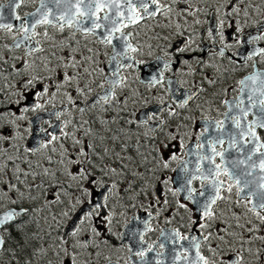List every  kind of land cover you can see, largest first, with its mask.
<instances>
[{
	"label": "snow or ice",
	"instance_id": "obj_1",
	"mask_svg": "<svg viewBox=\"0 0 264 264\" xmlns=\"http://www.w3.org/2000/svg\"><path fill=\"white\" fill-rule=\"evenodd\" d=\"M29 3H38V7L34 12L20 15L18 10ZM179 3L185 5L179 9V13L192 17L193 22L199 25L201 21L197 14L204 10L193 7L196 0H171V3H162V0H7L6 4H0V33L10 36L13 41L11 45L5 44L3 47L8 51L25 50L23 58H12L19 59L20 65H11L8 75L0 69V77L5 81L9 76L16 81L15 84L5 83L0 88V209H3L0 210V232L7 233V236L0 235V252H9L6 246L14 241L12 264H16L17 250L23 264H33V258L47 255L49 248L54 251L59 264H81L79 257L82 251L88 253L83 264H93L91 257L99 255L96 250L101 243H107L94 221L101 220L106 229L111 225L115 209L109 204V199L117 188L113 178L122 175L123 169L127 168L126 163L117 166L108 163L110 156L120 161L125 159L111 148V143L118 137L115 134L110 137L101 135L102 129L94 131L91 126H87V120L77 125L67 119L62 125L55 126L59 128L58 135L49 133L46 141H41L34 148L23 149L13 143L23 139L18 121L24 120L29 111L34 112L42 109L46 103H52L58 95L77 108L78 114L85 112L87 108H78L76 97L92 92L88 83L81 86V79L85 76L94 77L96 72L104 76L103 82L98 85L104 92L88 107L110 104L115 98L116 88L127 86L126 80L120 75L121 70L132 69L135 64L142 63L129 55L139 49L130 43L131 33H126L125 29L143 20L155 19L158 15L167 19L170 13L176 11L172 5ZM244 3L245 0H225L217 5L216 23H210L205 29L214 46L211 49L214 55L223 58L226 50L235 45L243 47L264 41V26L259 28L258 34L249 33L245 39L240 35L243 28L236 21L231 34L232 43L228 42L224 31L225 22L234 15L248 17L247 9L241 7ZM5 7L8 9L7 14L3 11ZM13 21L20 23L17 26ZM228 26L233 27V23L229 21ZM165 27H171V24ZM175 27L181 29L179 23ZM38 28L43 29L44 41L51 42V54L28 60L35 53L46 51L39 47L41 41L37 37L41 33L37 31ZM49 29L58 33L69 29L73 40L77 34L95 36L101 45L110 47L112 54L106 66H110V75L105 72V68L94 67V57L99 53H93V49L88 48L90 55L78 58L77 48L49 35ZM178 35H183V31H179ZM76 43L79 44V41ZM192 43L190 38L186 39L174 52L166 51L165 56L182 60L188 72L194 75L203 62L194 57L197 64L193 67L189 60L181 56L190 50ZM65 48L67 52L59 55L58 52ZM236 55L243 57L245 65L252 61L253 71L238 81L240 95L231 103L224 101L228 107L224 120L206 121V127L198 137L194 167L190 169L187 163L182 164L180 171L183 175L177 181L178 187L167 189L173 197L182 196V199L175 201L176 211L179 214L182 209L188 213L182 227H186L190 233L185 235L176 229L165 237L166 241L179 245V248L172 249V264H245L244 252L254 257L255 264H264V246L251 247L255 240L264 245V235H257L264 230V136L261 135L264 132V71L255 67L257 58L260 63H264V47H253L246 54ZM229 59L232 60V57ZM7 63L4 56L0 55V64ZM86 63L89 66L85 67ZM164 68H170V64L165 62ZM204 79L209 84L216 83L208 76ZM92 82L95 83V80ZM150 83L155 86L162 84L163 80L152 76ZM199 91L203 92L204 89L200 88ZM195 95L197 93H190L179 107L185 108ZM13 105L19 109V114L13 111ZM65 112H69V109L63 108L51 115L60 120ZM168 115L171 117L176 113L169 110ZM151 119V116H146L139 123L146 125ZM225 121L230 123L231 128H225ZM106 123L108 121H101L102 125ZM163 124L164 121L159 119V126ZM209 128L218 134L208 138L206 133ZM4 129H8L7 134ZM157 130V126H152L145 135L155 136ZM169 136L170 140L161 141L156 148L160 153L158 164L163 168L169 167L170 160L178 159L177 153L173 151L176 145L171 142L178 137L172 133ZM226 140L227 148L224 147ZM10 149L15 151L10 152ZM165 149L170 153L167 159L164 157ZM188 151L191 152V149ZM37 154L43 156V162L34 163L28 158ZM127 159L131 161L132 157ZM194 182H198V186H194ZM167 183L164 181L165 185ZM144 194L157 195L155 192L148 193L146 189ZM5 201L12 205L31 202L33 208L7 207ZM160 202L157 195V203ZM163 203L168 205L167 200ZM53 206L57 210L51 216L49 231L42 235L40 229L28 227L27 217L33 210L52 211ZM237 207L243 208V214L235 211ZM242 215L244 223L240 222ZM33 223L38 222L33 219ZM10 225L15 227L16 236L9 230ZM60 229H63L62 233ZM150 230V225L145 223V232ZM138 235L141 247L137 251L129 247L128 251L142 264H161L159 259L155 262L148 259V253L153 251L154 245L145 247L143 234ZM48 241L52 243L48 244ZM185 241L186 244L183 243ZM245 245L249 247L245 248ZM159 247L164 248L165 244L161 243ZM157 256H163V253L159 252Z\"/></svg>",
	"mask_w": 264,
	"mask_h": 264
},
{
	"label": "flooded vegetation",
	"instance_id": "obj_2",
	"mask_svg": "<svg viewBox=\"0 0 264 264\" xmlns=\"http://www.w3.org/2000/svg\"><path fill=\"white\" fill-rule=\"evenodd\" d=\"M224 2L225 0H196L193 7H199L204 10L197 14L201 23L199 25L195 24L193 18L187 19V22L180 21L182 25L179 31H183V35H178L179 31H173V26L170 28L165 27L166 24L170 23V20L168 18L166 19L163 15H158L155 19L143 20L140 24L125 29L126 33H131L129 38L130 43L139 49L138 52L129 53V55L134 57L135 61H141L142 63L135 64L132 69L121 70L120 75L126 80L127 86L116 88L115 98L109 104L119 111L117 114L119 123L116 124V126H120V128H117L115 125L112 126V124L111 129H106L107 126L101 123L100 126H104L103 128H99L94 123L88 124L94 131L102 129L101 135L110 137L115 134L118 139L114 143L110 142L112 145L111 148L115 152L121 151V155L126 146L131 150L132 145H135V152L139 151L140 153L136 155V159L131 162L130 165L132 169L140 167L142 171L143 169L152 171V168L155 167L156 169L158 167L157 157L160 156V153L156 151L155 145H157L158 142L170 140L169 133L175 134L177 137H187L188 144L181 149V153L178 154L179 161L176 163L177 166L174 175L170 178V184L173 189L177 188L174 178L178 176V181L183 175L180 171L181 165L189 163L190 167H188L192 169L196 163L197 158L194 153L197 151L196 145L198 143V137H200V133L206 127V121L224 120V113L228 111V107L224 104V101L227 100L231 103L234 98L240 95L238 81L244 79L253 71L252 61H248L247 65H245L243 57L237 56L236 54H246L253 47H264V41H258L255 45H245L243 47L235 45L231 49L226 50L223 58L214 55L211 50L214 46L208 39L205 29L210 26V23H216L217 5ZM162 3H171V0H162ZM172 7L176 9L175 13L177 16H181V19L186 18L182 16L183 14L179 13V9L185 7L184 4H173ZM241 7L247 9L249 13L248 17L234 15L225 22L224 31L225 35L228 37L229 43H232L231 34L236 27V21H239V26L243 28V32L240 35L245 39L249 33L253 35L258 34L259 28L264 26V0H245V3L242 4ZM229 21L233 23V27L228 26ZM166 29L172 32L164 35ZM38 30L39 28L37 31ZM66 30L71 31L69 29ZM138 36L141 38L140 40L137 39ZM76 37L91 39L98 43L97 45L99 48L106 49L108 52L107 59L111 56V48L101 45L95 36L85 37L77 34ZM201 37H203V42H201ZM189 38L193 43L190 45L189 51L181 54L182 59L189 60L193 67L197 64V60L193 59L194 57L199 58L203 62L194 75L188 72L182 60L178 61L174 57L170 58L165 56L166 51L174 52L177 47L182 45L184 40ZM37 39L39 38L37 37ZM148 44L150 45L149 47H147ZM39 47L41 46L39 45ZM200 49H204V51ZM20 50L24 49L21 48ZM148 51H150L151 54H145ZM37 53H35L34 56ZM157 57L161 59L158 60ZM229 57H232V60H230ZM233 60L235 63H233ZM165 62L170 64V68H164ZM4 65L5 64H0V68L4 69ZM205 65H214V67H206ZM255 67L264 71V63H260L259 58H257ZM160 73H163L162 77ZM107 74L110 75V66L107 68ZM152 76H156L157 79H162L163 83L153 86L150 83ZM205 76L216 80V83L209 84L208 81L204 79ZM128 86H130L129 95L132 105L125 106L126 102L120 97V92L124 88L127 89ZM200 88H203L204 91L200 92ZM103 92L104 89H101L84 100L76 101L78 108H87V110H89L91 107H88V105H90L98 95L103 94ZM190 93H197V95L188 101L185 108H180L179 104L186 100ZM12 99L15 100V97ZM29 104H31V101H29ZM197 105H201L202 107L198 108ZM63 108H68L69 111L77 109L67 103L56 102L54 105L52 103H46L42 109L26 113L24 120L18 121L20 124L19 131L22 133L23 139L13 141V143L18 144L21 149L25 147L34 148L41 141L49 139V133L55 132V134L58 135L59 128L55 126L62 125L65 120L71 119L73 124L77 125L82 122L81 113L78 114V110L71 118L67 117V112L61 116L60 120H56L51 115V113L60 111ZM169 110L174 111L176 115L170 117L168 115ZM13 111L19 114V109L14 105ZM146 116L152 117L149 123L146 125L139 123L142 122ZM158 118L164 121L162 127L159 126ZM92 119L93 118L90 120ZM251 119L252 117L249 116V120ZM128 121H137V123H128ZM152 126H157L158 129L155 136L151 134L145 135ZM177 127H183L180 134H177V132H179V128ZM187 127H189V129H187ZM225 128H231L228 121H225ZM65 130L67 131V129ZM3 131L7 134L8 129H4ZM181 133L183 135H181ZM217 134L218 133L214 129L209 128L206 136L211 138ZM118 135H122V137ZM261 135L264 136V132H262ZM177 140L171 142L174 143ZM138 141L141 142V149H138L140 145ZM66 143L68 142L66 141ZM224 147H228L227 140ZM189 149H191V152L188 151ZM14 151L15 149H10V152ZM28 158L34 163L43 162V156L40 154ZM117 160L118 159L110 156L108 163L115 165ZM217 162H219V158H217ZM21 166L24 167L26 165ZM160 168L163 169V167ZM178 170L179 175L177 174ZM194 186H198V182H194ZM0 187H2V185H0ZM155 193L159 195L160 203H157V195H155V198L147 199L145 203L143 202L144 204L137 203V205L134 206V210L128 213V221L125 223L124 227L120 229L122 230L120 237L113 240L114 246H112L109 251L112 257L106 261V264H142L137 257L132 256V253L128 251L129 247H131L133 251H137L141 245H139V247L130 246L128 242H126V238H124V229L130 223L139 224L148 218H150L148 225H150L151 230L144 234V246L146 247L149 244L154 245L153 251L148 253V259L153 262L159 259L161 264H172V249L174 247L179 248V245H173L170 241H166L165 237L169 232L176 229H179L185 235L190 234L186 227H182V225L186 223L188 213L181 209L179 214H177L175 201L177 199H182V196L167 198L165 196L166 188L162 182H157ZM10 194L18 195L16 193ZM164 200L168 201L167 206L163 203ZM5 204L7 207L18 208L23 206L33 208L31 202H24L22 205H12L5 201ZM109 204L115 207L113 204ZM221 206L227 207L226 205ZM115 210L119 211L118 208H115ZM235 211L243 214L244 210L241 207H237ZM149 213H151V215H149ZM45 217H48L45 211L42 212L41 215H38L36 211L33 210L31 215L27 217L28 227L33 230L40 229L43 235L44 232L50 230L48 224L45 221L43 223ZM33 219L38 223L34 224ZM100 221L101 220L97 219L94 222L98 223ZM240 222L244 223L243 215ZM9 230L12 232L13 236L17 235L14 226L10 225ZM60 231L63 232V229H60ZM53 234H55V232ZM0 235L7 236V233L0 232ZM257 235H264V230L257 233ZM14 243V241H11L6 246L9 252H0V264H12L11 250ZM161 243L165 244L164 248L159 247ZM183 243L186 244L187 242L185 241ZM262 246L264 245H262L259 240H255L251 245L253 249ZM237 247H239V245H237ZM247 247H249V245H245V248ZM117 249H121L122 251ZM159 252H162L163 256L158 257L157 253ZM205 254L208 253L205 252ZM244 258L245 264H255L254 257L250 256L247 252H244ZM37 262L42 264L44 259L35 256L33 258V264H37ZM16 264H23V259H20L19 250H17ZM181 264H183V262H181Z\"/></svg>",
	"mask_w": 264,
	"mask_h": 264
},
{
	"label": "rangeland",
	"instance_id": "obj_3",
	"mask_svg": "<svg viewBox=\"0 0 264 264\" xmlns=\"http://www.w3.org/2000/svg\"><path fill=\"white\" fill-rule=\"evenodd\" d=\"M7 0H0V4H6ZM38 6V3H29L26 4L25 6H23L21 9H19V14L23 15L24 13H30L31 11L35 10ZM184 16V15H182ZM201 17V16H200ZM192 17H186L181 19V16H177L175 11L169 14L168 19L170 20L172 30L173 31H179L176 29L175 25L176 23H179L180 25H182L180 23V21H186L187 19H191ZM170 28V27H169ZM38 32L41 33L40 36H38L39 40L41 41L40 46L43 47L46 51L45 52H38L34 57H29L27 58L28 60H31L33 58L36 57H42L45 55H50L51 54V42H46L43 39L42 36V32L43 29L38 30ZM170 32H172L169 29H166L164 32V35L169 34ZM49 35L54 36L57 40H64L66 44H70L72 47H76L77 48V57L80 58L82 56H88L90 55V53L87 52L88 48L93 49V53H99V55H96L94 58L96 60V64L94 65V67L96 68H105V72L107 73V68L106 67L108 65V52L106 51V49H101L98 47V43L92 41L91 39H84L81 37H76L75 40L71 39V31L65 30L64 33H58L53 29H49ZM59 39H58V38ZM137 39H141L139 36L137 37ZM76 41H79V44L76 43ZM11 43H13L12 39L10 36H7L3 33H0V55H3L4 58L8 61L7 64L4 65V73L5 75H8V72L11 69V65L16 64V65H20V60H14L12 59L13 57H24V52L25 50H20V49H14L12 51H8L7 49H5L3 47V45L7 44V45H11ZM150 45L148 44L147 47H149ZM67 48L61 50L58 52L59 55H63L67 52ZM145 54H151L150 51H148ZM39 62V61H37ZM85 67L89 66L87 63L84 65ZM1 69V68H0ZM93 79L95 80V83H93ZM104 76L102 74H100L99 72H96L94 74V77H87L85 76L84 78L81 79V86H83L85 83H88L91 87H92V92L87 94L86 96H77L76 97V101L79 100H84L89 96L94 95L96 92H98V90H101L100 87H98V85L100 83L103 82ZM12 83L15 84L16 81L12 79L11 76L8 77V80L5 81L2 77H0V88H2L4 86L5 83ZM129 87H127V89H123L120 92V97H122V100L125 101V106L126 105H130L131 101H130V95H129ZM87 91V89H86ZM56 102H64L68 104V101L66 98L62 97V96H57V98L52 101V104L54 105ZM69 105V104H68ZM132 105V104H131ZM104 109H107V111H105ZM70 112V114H69ZM69 112H67V117L71 118L74 116V114L77 112V109H72ZM119 111H117L113 106L108 105H103L102 107L98 106L97 108H90L89 110H87L84 113H81V118L82 121L87 120L89 122V124L94 123L96 126H98L99 128H103L100 126V123L102 120H106L109 122L105 124V126H107L106 129H111L112 126H116V124H118V120H117V114ZM115 114V116H114ZM91 118H93L92 120H90ZM115 118V119H113ZM112 124V126H111ZM88 126V125H87ZM117 128H120V126H116ZM179 128V132H177V134H180L181 129L183 130V127H177ZM187 129H189V127H187ZM181 135H183L181 133ZM121 136L122 135H118ZM129 137V136H127ZM83 138V137H81ZM179 139L174 142L176 147L173 149V151H175L177 153V155L179 153H181V149H183L187 144H188V139L187 137H183L180 136L178 137ZM140 139V138H139ZM146 140V138H145ZM181 141L183 142V147H181ZM68 143H70V141H67ZM138 143L140 144L138 149L142 148L141 142L138 141ZM160 142L157 143V145H155V148L158 147ZM112 146V145H111ZM135 145H132L131 150L128 149V147L126 146L125 149L123 150V154L122 156L125 158L124 161H120L117 160V163L113 166H117L120 165L121 163H126L127 164V168L123 169V174L122 175H118L116 177H114L113 179L116 180L117 182V188L113 190L114 195L110 197L109 199V203L113 204L115 208H118L119 211L115 210V215L112 219V223L111 225L108 226V228L106 229L103 226V222L100 221L98 223H95V225L97 227L100 228L101 231V237L107 241V243H101L100 248L97 249L96 251L99 252L98 256H92L91 260L93 262V264H106V261L108 259L106 258H111L112 255L109 254V251L111 250V247L114 246V239H117L120 237L121 232L125 223L128 221L127 219V215L128 213H130L131 211L134 210V206L137 205V203L140 204H144L145 201L149 198H155V195H145V189L147 190L148 193H153L155 192L156 186H157V182H162L164 184V181H167V185L164 184V187L166 188V193L165 196L167 198H173V196L171 195V193L167 192L168 188H172L170 181H171V177L174 175V171L175 168L177 166V162L179 161V155H178V159L177 160H170L169 161V167L168 168H163L161 169L158 164V167L155 169L152 168V171H148L147 169H142L139 168H134L132 169V166L130 165L131 162H133L136 159V155H139V151L135 152ZM128 149V150H127ZM120 151V150H119ZM121 153V151L119 152ZM131 156L132 160L129 161L127 158ZM170 156V153L168 152V150H164V157L165 159H167ZM159 157H157V159L159 160ZM118 171H121L120 168H118ZM134 173H138V175H134ZM111 181H109L110 183ZM173 189V188H172ZM144 202V203H143ZM37 207H39V205H36ZM56 206H53V210L49 211L47 209H45L44 211L48 214V219H43V223L44 221L49 225V223H51V216L56 212ZM37 212L36 214L41 215L42 212ZM50 217V218H49ZM244 222H245V218H244ZM110 229V231H109ZM62 233V232H61ZM53 236H55V234H53ZM42 243V242H40ZM52 241H48V244H51ZM39 246V244H38ZM119 251H122L121 249H117ZM40 259H44V262H42V264H59L54 251L49 248L48 254L45 256H38ZM88 258V253L86 251H82L79 259L81 261V264H83V261ZM37 264H40V262H37Z\"/></svg>",
	"mask_w": 264,
	"mask_h": 264
},
{
	"label": "water",
	"instance_id": "obj_4",
	"mask_svg": "<svg viewBox=\"0 0 264 264\" xmlns=\"http://www.w3.org/2000/svg\"><path fill=\"white\" fill-rule=\"evenodd\" d=\"M3 11H4L5 14H7L8 9L5 7L3 9ZM13 23L18 26L20 22L19 21H13ZM187 165L189 166V163ZM177 174L179 175V170H178ZM177 177L174 178V181H175V183H176V185L178 187ZM149 221H150V218L144 220V222L139 223V224L130 223L124 229V238H126V242H128V244L130 246H132V247H139L140 243H139V235L138 234H143V237H144V234H145V223L148 224Z\"/></svg>",
	"mask_w": 264,
	"mask_h": 264
}]
</instances>
